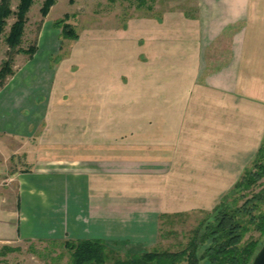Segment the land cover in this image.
Wrapping results in <instances>:
<instances>
[{"label":"crops","instance_id":"obj_1","mask_svg":"<svg viewBox=\"0 0 264 264\" xmlns=\"http://www.w3.org/2000/svg\"><path fill=\"white\" fill-rule=\"evenodd\" d=\"M191 6L150 17L144 45L129 27L97 53L83 43L55 65L47 56L52 74L40 81L48 93L34 128L74 113L59 106L78 96L89 132L70 148L44 136L34 155L25 147L29 167L0 185L1 243L100 239L138 254L158 242L165 217L211 212L230 191L264 139V0ZM45 33L37 61L51 46L42 47Z\"/></svg>","mask_w":264,"mask_h":264},{"label":"rangeland","instance_id":"obj_2","mask_svg":"<svg viewBox=\"0 0 264 264\" xmlns=\"http://www.w3.org/2000/svg\"><path fill=\"white\" fill-rule=\"evenodd\" d=\"M44 1H32L25 15V24L19 46L11 47L5 42V36L16 19L14 13L5 18L6 25L0 36V70L5 62H9L13 71V74L6 75L3 80H0L1 186L12 185L18 181L19 172L29 167V163L24 159L25 147L28 152H31L30 155H34L38 144H40L41 136L54 139L64 138L67 142H70L68 146L70 148L71 143L82 141L83 127L87 128L84 132H89V119L84 120V117H88V115H83V99L78 96L62 99L61 106L57 104L62 111H65L66 108H74V113L70 111L65 115L49 114L50 119H47V124L42 123L37 129L34 128V125L43 120L44 115L42 112L46 105L45 96L48 93V81L42 85H40V81L50 77L52 65L57 64L63 57L70 55L73 47L80 48L78 52H81L83 51V43L86 46L94 44V52L97 53L99 52V42L113 41L116 33L122 34L125 38L130 34V32L128 33L130 31L129 27H136L141 32L142 27H150V17H160L168 10L186 8L193 4V0H54L48 12L43 15L41 9ZM18 4L19 0H9L11 12H16ZM56 21H60V28L54 27ZM65 24L77 35L76 39L65 38L62 35L61 26ZM44 29L46 35L42 47L46 43H51V46L45 47L43 54H37V57L40 58L39 61L35 60V55L33 59H30L29 54L18 51L19 48L27 50L31 46L41 44ZM141 33L134 38L139 42V46L144 45L146 41L142 37L144 32ZM59 46L60 50H58ZM36 51L38 52V50ZM37 52H34V54ZM47 56L52 64L51 66L47 64ZM140 58L142 57L140 56ZM74 68L81 70L79 65L74 66ZM82 83V76L78 74L75 89H82ZM93 117L94 115H91L90 119L93 120ZM57 121L62 126L56 125ZM71 123L75 125L72 129L73 133H69V130L64 129V125L71 126L73 125ZM260 147V155L256 154L242 175L246 170L254 175L262 171L264 139ZM257 156H260V161H258L260 167H256L254 164L255 160L258 159ZM248 173L246 183H249ZM263 188L264 174L245 187L244 183L243 186L241 185L235 190L232 187L220 198L218 204L224 198L223 203H227L225 207L228 209H233L235 206L245 207L246 210L253 209V205L257 203V200L253 201L252 196L262 191ZM213 209L211 212L191 211L178 216L165 217L160 226L158 242L151 250L179 251L185 248L194 236V231L199 224L202 231L206 224L212 223ZM259 212H264V205H260L258 209L251 211L253 215H257ZM239 220L243 226L249 228L243 235L242 244L248 240H257L259 247L264 243V234L254 230V227L249 224L248 216L242 215ZM209 243L210 241H207L204 245L198 247V252H202ZM110 249L114 253L109 254L105 264H114V259L117 256L115 250ZM120 254L119 256L125 255ZM68 261L69 254L62 243L50 241L41 243L26 241L0 242V264H67Z\"/></svg>","mask_w":264,"mask_h":264},{"label":"trees","instance_id":"obj_3","mask_svg":"<svg viewBox=\"0 0 264 264\" xmlns=\"http://www.w3.org/2000/svg\"><path fill=\"white\" fill-rule=\"evenodd\" d=\"M32 1L19 0L16 12H11L9 0L0 1V36L6 25L5 18L10 16L11 13L16 15L15 21L11 24L5 36V42L11 47L21 44L25 15ZM53 3L54 0H45L41 13L45 15ZM59 26L60 21H56L54 27ZM61 33L65 38H77V35L66 24L61 26ZM36 50L37 44L29 47L27 50L18 49L19 52L29 54L30 59L33 58ZM11 74H13V71L10 63L5 62L0 70V80H3L6 75ZM259 152L261 153V147L257 151L258 155H260ZM257 157L254 164L256 167H260L258 164L260 156ZM261 167L262 171L256 175L250 174L246 170L242 177L233 185V189L235 190L241 185L243 186V183L245 187L257 180L260 175L264 174V164ZM247 173L249 174V183H246ZM252 197L253 201L257 200V203L253 205V209L256 210L260 205H264V188ZM223 201L213 209L212 223L206 224L202 231L199 224L194 231V236L185 248L179 251L147 250L138 254H125L122 256H119L121 254L115 251L117 256L114 259V264H251L262 244L258 247L257 240H248L242 244L243 235L249 228L241 224L239 217L242 215L248 216L249 224L254 227V230L264 234V212L253 215L251 213L252 208L246 210L245 207L240 208L235 206L233 209H228L225 207L227 203H223ZM207 241H210L209 245L199 253L198 247H201ZM62 244L69 254L67 264H105L109 258V254L114 253L100 239L67 240L62 242Z\"/></svg>","mask_w":264,"mask_h":264},{"label":"water","instance_id":"obj_4","mask_svg":"<svg viewBox=\"0 0 264 264\" xmlns=\"http://www.w3.org/2000/svg\"><path fill=\"white\" fill-rule=\"evenodd\" d=\"M251 264H264V243L255 254Z\"/></svg>","mask_w":264,"mask_h":264}]
</instances>
